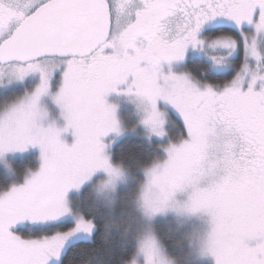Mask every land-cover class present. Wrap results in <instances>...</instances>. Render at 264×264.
I'll use <instances>...</instances> for the list:
<instances>
[{
  "label": "snow or ice",
  "instance_id": "snow-or-ice-1",
  "mask_svg": "<svg viewBox=\"0 0 264 264\" xmlns=\"http://www.w3.org/2000/svg\"><path fill=\"white\" fill-rule=\"evenodd\" d=\"M121 85L149 136L169 137L142 168L144 216L206 213L204 255L264 264V0H0V264H66L73 250L171 264L151 232L128 255L130 229L105 247L112 222L69 195L98 173L101 191L126 179L102 139L121 132L105 100ZM98 231L104 245L81 247Z\"/></svg>",
  "mask_w": 264,
  "mask_h": 264
},
{
  "label": "trees",
  "instance_id": "trees-1",
  "mask_svg": "<svg viewBox=\"0 0 264 264\" xmlns=\"http://www.w3.org/2000/svg\"><path fill=\"white\" fill-rule=\"evenodd\" d=\"M172 138V133H170ZM178 135V133H177ZM169 141L164 142L147 140L141 137H125L119 141L111 152V159L116 164H122L125 169L133 176L135 182H141L144 179L142 168L143 166L152 163L155 159L164 157L165 153L162 145L167 144ZM35 155L27 156L23 159H17L13 163L14 168L18 172H23L28 166L34 167L38 162L35 161ZM5 173L0 170V183H3ZM91 188L83 190L80 196L74 197V201L81 203L84 206H95L102 213L100 224L107 221L112 222L111 235L108 237V244H105L104 238L98 231L94 241L81 245V247H87L89 249L98 248L101 245L105 247L112 245L113 240H119L121 234L125 232V229H130L126 236V243L124 246V254L128 255L133 252L136 247V233L138 231V225L136 223V217L134 207L128 201L125 204L119 201L113 209L105 207L98 199ZM156 235L162 246L165 248L168 256L174 257L176 264H203L195 260L191 246L188 242L187 234L184 230L180 229L170 222H160L156 226ZM75 250L70 251L68 256L65 257L66 264H83L84 260L91 259L92 264H96L98 260L106 259L103 256V252L93 254L89 257H81L74 254ZM115 264V261H113Z\"/></svg>",
  "mask_w": 264,
  "mask_h": 264
},
{
  "label": "rangeland",
  "instance_id": "rangeland-1",
  "mask_svg": "<svg viewBox=\"0 0 264 264\" xmlns=\"http://www.w3.org/2000/svg\"><path fill=\"white\" fill-rule=\"evenodd\" d=\"M120 89L116 92L109 93L106 97V103L109 105H114L116 108V118L118 119L121 127V132L119 134L112 133L109 136L102 138L106 144H109V147L106 149V153L111 156V152L115 145L124 139L125 137H141L148 142L158 141L164 142L169 139V137H165L161 139L156 136H149L148 129L143 124V120L146 116V112L144 110V106L141 100L136 97L134 94H128L124 89L126 85L118 86ZM59 126L63 127L64 122L61 120L58 122ZM171 135V134H170ZM173 136H177V132H172ZM64 138L71 143L74 140V137L68 133L65 134ZM111 142V143H109ZM29 155H38L37 152H33ZM29 155H20L18 156L12 163L17 161V159H23ZM38 162V161H37ZM0 170H3L0 168ZM4 171V170H3ZM127 175L124 181H121L115 191L111 190H103L99 189V181L102 179H106L103 173H98L95 177H93L92 181L86 183L83 188L79 191H72L69 195L72 199L74 197H78L81 195L84 189L94 188L100 195H96L98 201H100L105 207L110 210L119 202H129L134 207L136 223L138 225V231L136 233V238L144 235L147 232H151L156 238V226L160 222H170L171 224L176 225L180 229L184 230L188 237V242L192 249V254L200 263L203 264H215L214 257L209 255H204L202 253L200 240L202 237L206 235V233L210 230V218L206 213H179L174 210H169L165 213L158 214L154 217H146L138 207V204L135 202V196L139 192L140 182H135L133 176L126 170ZM144 176V174H143ZM145 178V177H144ZM144 180V179H143ZM94 192V191H92ZM113 194L115 196V203L112 204L110 201L112 200ZM179 200L183 201L187 199V193L178 194L177 197ZM158 239V238H157ZM159 241V239H158ZM160 242V241H159ZM161 243V242H160ZM162 245V244H161ZM166 255L168 256L165 248L163 247Z\"/></svg>",
  "mask_w": 264,
  "mask_h": 264
},
{
  "label": "clouds",
  "instance_id": "clouds-1",
  "mask_svg": "<svg viewBox=\"0 0 264 264\" xmlns=\"http://www.w3.org/2000/svg\"><path fill=\"white\" fill-rule=\"evenodd\" d=\"M13 167H14V166H13ZM30 168H32V167H31V166H28V167H26V168L24 169V171L26 172V171H28V169H30ZM93 191H94L95 194L100 195V193H98V192L96 191L95 188L93 189ZM110 203H112V204L115 203V196H114V194H113V197H112V200L110 201ZM168 258L171 260V264H176V260H175L174 257H170V256H168Z\"/></svg>",
  "mask_w": 264,
  "mask_h": 264
}]
</instances>
